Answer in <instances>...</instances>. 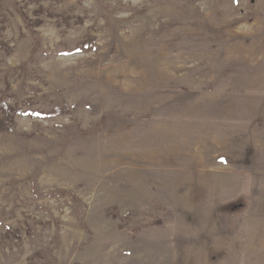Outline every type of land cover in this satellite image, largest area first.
Wrapping results in <instances>:
<instances>
[{
  "label": "rangeland",
  "instance_id": "rangeland-1",
  "mask_svg": "<svg viewBox=\"0 0 264 264\" xmlns=\"http://www.w3.org/2000/svg\"><path fill=\"white\" fill-rule=\"evenodd\" d=\"M0 264H264V0H0Z\"/></svg>",
  "mask_w": 264,
  "mask_h": 264
}]
</instances>
